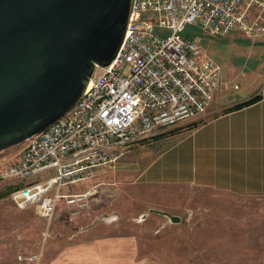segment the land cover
<instances>
[{"label":"built area","instance_id":"1","mask_svg":"<svg viewBox=\"0 0 264 264\" xmlns=\"http://www.w3.org/2000/svg\"><path fill=\"white\" fill-rule=\"evenodd\" d=\"M187 24L215 36L240 31L264 37V0H132L110 64H96L73 106L28 137L14 159L0 156V180H10L17 208L37 205L48 225L61 199L79 213L96 190L71 191L73 185L112 166L130 143L207 110L221 82L220 66L198 35L183 33Z\"/></svg>","mask_w":264,"mask_h":264},{"label":"rangeland","instance_id":"2","mask_svg":"<svg viewBox=\"0 0 264 264\" xmlns=\"http://www.w3.org/2000/svg\"><path fill=\"white\" fill-rule=\"evenodd\" d=\"M183 33L198 35L222 72L230 68L223 57L226 51L229 58L238 60L239 66L242 62V66L258 68L264 73V37L248 38L240 31L215 36L195 24H187ZM224 44H229L228 51ZM244 76V73L239 76V90L245 89ZM185 124L192 123L185 121L162 127L130 143L112 166L101 168L100 176L73 185L72 191L96 186L97 190L83 200L91 202L95 212L103 213L97 214L98 218L129 220L122 221V225L137 234L141 249L139 258L146 264H238L242 260L255 259L258 251L264 253V213L256 208L264 207L263 201L254 196L196 185L139 183L135 182L133 173L119 167L128 149L138 145L144 148L150 139L173 134ZM23 145L21 142L0 150V156L12 160ZM8 184L10 180H0V192H3L0 197V264H9L18 254L40 250L47 232H57L55 221L68 225L73 216L69 208L60 205L53 217L55 220L48 225L34 206L20 209L14 205L6 189ZM59 202L65 203L63 199ZM168 214L180 219L174 221ZM47 226H50L49 231Z\"/></svg>","mask_w":264,"mask_h":264},{"label":"crops","instance_id":"3","mask_svg":"<svg viewBox=\"0 0 264 264\" xmlns=\"http://www.w3.org/2000/svg\"><path fill=\"white\" fill-rule=\"evenodd\" d=\"M224 45L228 51L229 44ZM225 52L223 57L230 68L222 72L219 65L221 82L207 110L186 121L192 123L190 126L185 124L173 134L150 139L144 148L138 145L128 149L119 167L133 173L135 182L196 185L254 196L264 202V73L258 68L248 69L240 61L239 66L238 60ZM242 70L246 84L245 89L239 90ZM256 95L253 101L231 108ZM101 168L91 178L100 176ZM92 188L97 190L93 185L81 187L79 192ZM60 205L70 208L66 202H58L57 209ZM30 206L41 216L37 205ZM256 208L264 213V207ZM68 211L73 215L70 224L55 221L57 232H50L47 226L50 233L47 232L46 242L34 252L40 254L38 260L19 259L17 255L9 264H146L139 258L137 234L122 225V221L129 220L98 218L97 214L103 213L95 212L88 201L79 213ZM255 257L238 264H264V253L258 251Z\"/></svg>","mask_w":264,"mask_h":264},{"label":"water","instance_id":"4","mask_svg":"<svg viewBox=\"0 0 264 264\" xmlns=\"http://www.w3.org/2000/svg\"><path fill=\"white\" fill-rule=\"evenodd\" d=\"M131 6L132 0H0V150L73 106L96 64L115 57Z\"/></svg>","mask_w":264,"mask_h":264},{"label":"trees","instance_id":"5","mask_svg":"<svg viewBox=\"0 0 264 264\" xmlns=\"http://www.w3.org/2000/svg\"><path fill=\"white\" fill-rule=\"evenodd\" d=\"M257 97H258L257 95L254 96V97H251V98L248 99V100H245V101H243V102H240V103L235 104V105L232 106L231 108H233V107H238V106H242V105H244V104H247V103L253 101L254 99H256ZM6 189H7V192H10V191H11V185H7V186H6ZM2 195H3V192H0V197H1Z\"/></svg>","mask_w":264,"mask_h":264}]
</instances>
